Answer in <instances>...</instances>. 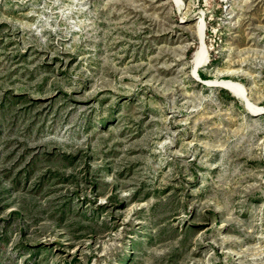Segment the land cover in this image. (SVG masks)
Instances as JSON below:
<instances>
[{
  "label": "rangeland",
  "instance_id": "obj_1",
  "mask_svg": "<svg viewBox=\"0 0 264 264\" xmlns=\"http://www.w3.org/2000/svg\"><path fill=\"white\" fill-rule=\"evenodd\" d=\"M0 264H264V0H0Z\"/></svg>",
  "mask_w": 264,
  "mask_h": 264
},
{
  "label": "bare ground",
  "instance_id": "obj_2",
  "mask_svg": "<svg viewBox=\"0 0 264 264\" xmlns=\"http://www.w3.org/2000/svg\"><path fill=\"white\" fill-rule=\"evenodd\" d=\"M199 37H200V45L198 49L196 50L194 58H193L194 73H196L198 68L203 66L208 59V48L204 40V25L203 24L200 27ZM214 82L226 87L227 89H229L230 91H232L234 94H236L239 97L244 95L243 85L238 82H234L232 80H219V81H214Z\"/></svg>",
  "mask_w": 264,
  "mask_h": 264
},
{
  "label": "trees",
  "instance_id": "obj_3",
  "mask_svg": "<svg viewBox=\"0 0 264 264\" xmlns=\"http://www.w3.org/2000/svg\"><path fill=\"white\" fill-rule=\"evenodd\" d=\"M200 76L203 77V78L206 77V75H205L203 72H200ZM228 96H229V97H232V96H230V95H228Z\"/></svg>",
  "mask_w": 264,
  "mask_h": 264
}]
</instances>
